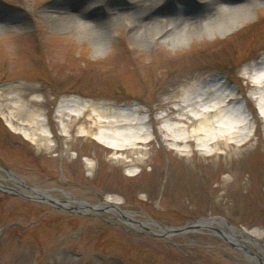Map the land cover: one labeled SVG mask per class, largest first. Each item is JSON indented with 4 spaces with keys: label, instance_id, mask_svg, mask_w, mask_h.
I'll return each mask as SVG.
<instances>
[{
    "label": "rangeland",
    "instance_id": "obj_1",
    "mask_svg": "<svg viewBox=\"0 0 264 264\" xmlns=\"http://www.w3.org/2000/svg\"><path fill=\"white\" fill-rule=\"evenodd\" d=\"M223 1L240 7L249 0ZM169 2L153 12L174 16ZM90 3L0 0L1 92L35 98L24 117L43 114L47 134L33 144L0 114V264H264V121L242 78L264 55V2L242 8L244 18L232 29L211 31L196 24L214 13L194 0L184 13L196 20L186 39L155 42L128 36L132 15L102 17L91 30L56 26L43 16L58 5L77 14ZM104 38L110 41L98 52ZM215 77L236 98L225 118L245 120L250 143L220 145L211 155L197 145L164 142L160 129L167 123L159 118L174 111L187 89ZM72 98L132 108L145 121L138 131L151 142L143 152L116 154L94 136L68 138L56 115ZM109 198L150 229L154 222L171 229L221 217L257 233L260 244L242 240L245 249L204 228L152 232L111 210Z\"/></svg>",
    "mask_w": 264,
    "mask_h": 264
},
{
    "label": "bare ground",
    "instance_id": "obj_2",
    "mask_svg": "<svg viewBox=\"0 0 264 264\" xmlns=\"http://www.w3.org/2000/svg\"><path fill=\"white\" fill-rule=\"evenodd\" d=\"M201 1H204L205 7L214 14L207 20H199L197 24L194 17L184 15L194 0H125V3H117V0H91V3L77 14H73L67 6L58 5L44 9L43 16L56 26L79 25L84 30H91L97 27L102 17L119 19L132 15L135 21L130 24L128 36H141L155 42L158 38L173 40L181 36L186 39L195 24L211 31L230 30L244 18L240 13L242 8L246 10L247 6H256L264 2V0H249L246 6L237 7L223 0ZM165 2H169L173 7L174 16H163L159 12H153L157 5ZM158 26L162 28L156 30ZM109 41L110 39L107 38L100 40L97 51L103 52ZM247 74L248 76L242 77L247 83L245 90L255 94L254 99L257 102L255 112L264 121V55L261 60L248 68ZM187 90L175 101L177 105L174 111L166 110V114L159 118L167 123L160 129L164 134L162 137L164 142L197 145L200 150H211V155L216 154L215 149L220 145L227 144L228 147L241 148L250 143L251 135L247 130V122L239 118H225L231 110V105L236 102L227 82L215 77ZM33 102H36V99L29 98V95L14 92L5 95L0 89V104H2L0 114L3 119L13 131L23 134L27 140L37 145L40 139L47 137V134H45L46 126L42 122L43 114L31 112L27 118L24 117L27 107ZM133 111L130 107H117L114 104H99L72 98L62 101L56 116L61 124L62 133L70 139L74 134L86 138L94 136L99 143L116 154L129 150L143 152L142 146L150 143L151 140L146 137V133L138 131V127L145 125V121ZM137 112L142 113L140 109H137ZM174 122L181 126H175ZM15 123L20 124L22 128L16 127ZM131 129L136 131L128 132ZM139 161L136 163H140ZM35 191L42 197H52L47 190ZM77 203L82 209H90L85 202ZM104 203L127 220H134V226H150L149 222L138 220L135 215L120 210V203L117 200L109 198ZM213 224L211 220L202 221L199 224L202 228L198 229L215 230L245 249L242 240L254 246L260 244L255 239L258 237L255 232L246 233L220 222L227 230L225 232L214 229ZM153 225L156 226V231L160 232L159 229L165 231L158 224L153 223ZM237 232L241 235H237Z\"/></svg>",
    "mask_w": 264,
    "mask_h": 264
},
{
    "label": "water",
    "instance_id": "obj_3",
    "mask_svg": "<svg viewBox=\"0 0 264 264\" xmlns=\"http://www.w3.org/2000/svg\"><path fill=\"white\" fill-rule=\"evenodd\" d=\"M55 202H57V201H55ZM89 206V205H88ZM90 207V206H89ZM207 220H211V221H213V222H217V223H219L220 224V222L221 223H223V224H226L227 226H230V224L224 219V218H221V217H213V218H202L201 220H199L196 224H194V225H192V226H185V227H183V228H171V229H168V228H166V227H164V226H161V227H163L164 229H165V231H161V229H159L160 230V232H165L166 234H178V233H185V232H188V231H190V230H192V229H194V228H196V229H198V228H202V226L201 225H199L200 224V222H202V221H207ZM154 224H158L159 225V223H156V222H154ZM160 226V225H159ZM145 228H147V229H149V230H151L152 232H154V231H156V229H150L148 226H144ZM230 227H232V226H230ZM232 228H234V227H232ZM236 229V228H235ZM238 230V229H237Z\"/></svg>",
    "mask_w": 264,
    "mask_h": 264
}]
</instances>
